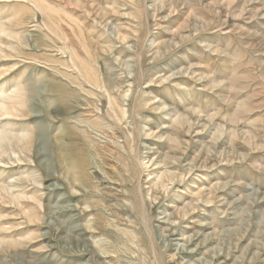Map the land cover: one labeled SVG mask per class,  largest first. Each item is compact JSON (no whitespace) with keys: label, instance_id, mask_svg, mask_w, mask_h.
<instances>
[{"label":"rangeland","instance_id":"374dc122","mask_svg":"<svg viewBox=\"0 0 264 264\" xmlns=\"http://www.w3.org/2000/svg\"><path fill=\"white\" fill-rule=\"evenodd\" d=\"M12 99L0 264H264V0H0Z\"/></svg>","mask_w":264,"mask_h":264},{"label":"bare ground","instance_id":"6f19581e","mask_svg":"<svg viewBox=\"0 0 264 264\" xmlns=\"http://www.w3.org/2000/svg\"><path fill=\"white\" fill-rule=\"evenodd\" d=\"M174 1H182V0H174ZM16 93L17 92H15V95H16ZM19 93H22V91ZM15 97H14V99H15ZM14 99H12V103L10 102L7 104V103L2 102L3 104L0 105V118L1 117H20V116H22L23 113L20 111L21 109L20 110H18L19 108L17 109V107H21L22 104L17 105L15 103H13ZM20 99L21 98H19V100ZM16 103H18V102H16ZM185 116L183 115V116L178 118V120L180 121V124H182L183 121L186 120L187 116L186 117ZM186 121H185V123H186ZM18 144L21 145V147H20L21 149H23L24 151H28L31 147L32 141L30 138H21V141L20 140L14 141L12 138H9L8 136H0V153L11 152V155L17 156V159L20 161V159H19V158H21L20 154H16L14 152V150L17 152L16 149L18 148ZM20 152H22V151H20ZM145 165H146V163L144 165L142 164V166L147 168V165L146 166Z\"/></svg>","mask_w":264,"mask_h":264}]
</instances>
